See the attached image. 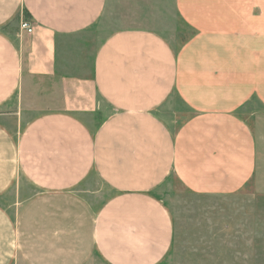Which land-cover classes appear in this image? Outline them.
<instances>
[{
  "label": "crops",
  "instance_id": "1",
  "mask_svg": "<svg viewBox=\"0 0 264 264\" xmlns=\"http://www.w3.org/2000/svg\"><path fill=\"white\" fill-rule=\"evenodd\" d=\"M106 2L0 0V264H157L171 173L211 196L256 174L240 111H264V0H175L177 50L142 28L98 44ZM256 216L225 213L215 236H258Z\"/></svg>",
  "mask_w": 264,
  "mask_h": 264
},
{
  "label": "rangeland",
  "instance_id": "2",
  "mask_svg": "<svg viewBox=\"0 0 264 264\" xmlns=\"http://www.w3.org/2000/svg\"><path fill=\"white\" fill-rule=\"evenodd\" d=\"M136 28L155 31L174 50L192 34L179 17L175 0H107L94 36L100 44L115 31ZM259 56H264V49ZM255 109L257 114L251 117L249 108L240 111L259 145L256 174L243 190L233 196L196 193L171 173L153 192L171 214L175 230L169 252L157 264H264V120L255 126V116L264 111L260 106ZM234 209L257 211L258 236H215L224 214ZM248 252L254 256H246ZM86 264L105 263L93 256Z\"/></svg>",
  "mask_w": 264,
  "mask_h": 264
},
{
  "label": "built area",
  "instance_id": "3",
  "mask_svg": "<svg viewBox=\"0 0 264 264\" xmlns=\"http://www.w3.org/2000/svg\"><path fill=\"white\" fill-rule=\"evenodd\" d=\"M20 27L22 30H25L28 33H31L33 31L32 26L25 19H23V21H21Z\"/></svg>",
  "mask_w": 264,
  "mask_h": 264
}]
</instances>
